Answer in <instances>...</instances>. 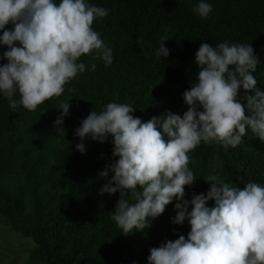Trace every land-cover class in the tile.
Returning a JSON list of instances; mask_svg holds the SVG:
<instances>
[{
	"label": "trees",
	"instance_id": "1",
	"mask_svg": "<svg viewBox=\"0 0 264 264\" xmlns=\"http://www.w3.org/2000/svg\"><path fill=\"white\" fill-rule=\"evenodd\" d=\"M86 2L109 11L94 21L93 29L112 47L113 63L106 67L102 59L83 55L78 62L85 63L86 70L65 85L60 97L35 111L22 106L13 111L0 92V221L30 240L24 264H148L152 247L181 234L187 237L190 231L187 221L171 222L176 215L174 199L162 215L149 218L150 227L121 232L111 218L120 192H100L113 175L107 166L118 159L112 156V137L104 143L86 138V151L76 149L81 140L75 130L92 110L99 112L117 102L132 105L133 115L143 122L169 111L182 115L187 110L183 92L199 71L195 53L201 43L251 44L261 61L252 74L264 91V0H204L213 8L207 18L195 11L200 0ZM165 35L169 55L159 58L156 53ZM6 50L0 45V55ZM5 63L6 59L0 60ZM244 95L241 88L240 102L246 107ZM68 100L70 114L57 129L59 107ZM189 155L193 161L189 168L197 180L185 187V199L206 195L210 183L203 178L211 174L240 188L248 181L264 186V141L250 128L236 148L201 142ZM105 170L108 176L101 177Z\"/></svg>",
	"mask_w": 264,
	"mask_h": 264
},
{
	"label": "clouds",
	"instance_id": "2",
	"mask_svg": "<svg viewBox=\"0 0 264 264\" xmlns=\"http://www.w3.org/2000/svg\"><path fill=\"white\" fill-rule=\"evenodd\" d=\"M212 10L204 0L195 8L201 18ZM108 15V9L86 0H0V45L8 49L0 55L7 60L0 64V92L9 107L35 111L60 97L65 85L86 70L85 63L78 62L83 55L110 66L112 47L93 29L97 18ZM8 24L13 30L6 29ZM168 39L161 38L159 58L169 55L164 46ZM260 62L251 44L201 43L195 53L199 71L183 92L187 110L182 115L169 111L143 122L133 115L132 105L110 102L102 111L92 110L75 130L81 140L76 149L82 154L86 138L104 143L112 137V156L118 159L107 166L113 175L100 192H120L111 218L123 234L150 227L149 218L159 217L177 201L171 222L187 221L190 231L187 237L181 234L152 247L148 264H264V186L248 181L240 188L211 174L203 178L210 183L206 195L185 199V187L197 180L189 168V153L201 142L236 148L249 128L264 141V91L252 74ZM91 68L95 71L96 65ZM241 88L246 107L240 102ZM69 101L59 107L57 129L70 114ZM99 175L107 177L108 170Z\"/></svg>",
	"mask_w": 264,
	"mask_h": 264
},
{
	"label": "rangeland",
	"instance_id": "3",
	"mask_svg": "<svg viewBox=\"0 0 264 264\" xmlns=\"http://www.w3.org/2000/svg\"><path fill=\"white\" fill-rule=\"evenodd\" d=\"M30 246L29 239L18 236L0 221V264H24Z\"/></svg>",
	"mask_w": 264,
	"mask_h": 264
}]
</instances>
